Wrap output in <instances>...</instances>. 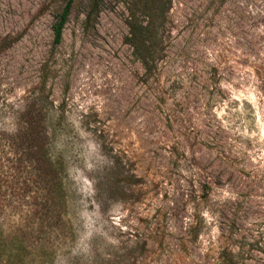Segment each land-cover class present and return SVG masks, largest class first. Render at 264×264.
<instances>
[{"label": "rangeland", "instance_id": "obj_1", "mask_svg": "<svg viewBox=\"0 0 264 264\" xmlns=\"http://www.w3.org/2000/svg\"><path fill=\"white\" fill-rule=\"evenodd\" d=\"M68 1L0 0V264H264V0L151 3L148 67L144 0H75L55 45Z\"/></svg>", "mask_w": 264, "mask_h": 264}, {"label": "trees", "instance_id": "obj_2", "mask_svg": "<svg viewBox=\"0 0 264 264\" xmlns=\"http://www.w3.org/2000/svg\"><path fill=\"white\" fill-rule=\"evenodd\" d=\"M75 0H69L65 5L63 11L59 15V18L52 26V33L54 38V44L58 45L62 41V34L64 26L67 22L68 16L70 14L71 4ZM158 3L157 7H164L166 4L162 0H144V10L142 13L144 19H146V23L138 21V24H134L132 20H136L134 16H131V20L128 22L129 28V36L127 37V43L133 48L134 57L141 62L144 67H148L149 63L153 60L155 51H154V40L156 36V30L158 28V24L156 23V10L159 8L151 7V3ZM158 11V10H157ZM45 132V131H44ZM24 136L27 140V143H30L31 152L33 154L32 159H35L39 164L38 170L46 171L48 175H50V183H48L49 190L53 192L59 191L60 182L58 180V176L60 174L61 168H56L50 161V158L47 156V151L44 152V156L48 157L46 159L40 154L42 144L39 143V137L35 133L34 128H28L24 133ZM43 148V147H42ZM3 190L0 188V195ZM56 193L53 195L56 197ZM1 239V235H0ZM5 246L0 243V251L4 250ZM19 248V246H18ZM16 244L13 243V249L17 250ZM14 264V263H11Z\"/></svg>", "mask_w": 264, "mask_h": 264}]
</instances>
